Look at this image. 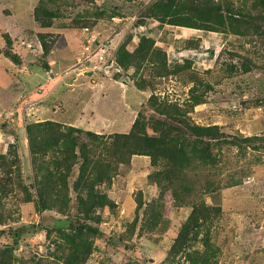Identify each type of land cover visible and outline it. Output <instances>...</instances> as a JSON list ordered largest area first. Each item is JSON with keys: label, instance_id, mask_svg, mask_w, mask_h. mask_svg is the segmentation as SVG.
<instances>
[{"label": "rangeland", "instance_id": "obj_1", "mask_svg": "<svg viewBox=\"0 0 264 264\" xmlns=\"http://www.w3.org/2000/svg\"><path fill=\"white\" fill-rule=\"evenodd\" d=\"M66 1L68 5L59 9L58 16L53 19L50 27L42 28L34 20L25 25V32L30 31L26 35V42H29L27 48L32 52L36 67L33 68L34 78L28 85L29 91L33 85V91L22 94L20 99H23V103L32 101L31 107L10 111L18 105L7 104L5 111H1L0 121H7L16 131L23 129L24 123L38 118L69 123L79 116V111H83L81 109L87 102L89 92L102 91L105 86L96 87L86 76L76 80H72L75 77H70L67 79L76 81L77 87L73 89L74 84H71L73 86L64 89L62 96H57L56 99L47 91L49 84L57 79L49 82L45 73L39 70L43 61L52 57L63 59L65 52L69 55V61H72L68 64L65 62L54 70L64 71L74 61L73 56L79 52L77 35L80 26L89 24L98 31L100 41L107 43L114 51L120 43H125L126 48L132 51L140 36L148 28H152L150 36L154 38L155 45L166 52L167 62L182 63L184 69L175 75L150 78L155 88L147 87L135 100L130 97L131 100L127 97L129 93L119 84L122 82L132 86L130 89L139 93L134 81L152 75L159 60L153 66L148 58L139 67L134 65L125 68L119 64L118 67L111 66L104 76L121 82L112 87L110 84L106 86L105 92L109 90V93L99 97V102L90 106L86 112L84 110L82 113L85 115L80 122L73 123L105 136L114 132H127L136 115L135 109L140 107L137 102L145 103L151 93L179 104L190 102L189 89L193 81H200L201 85L195 92L201 101L193 107L187 105L186 108L187 115L193 122L216 124L226 135L263 137L261 140L243 141V148L238 152L237 145H223L221 160L217 163V159L209 162L206 168L198 156L188 163L185 184L197 182V186L193 184L192 191L196 193V201L200 203L204 199L207 205L216 209L215 214L211 212L205 222L200 220L198 240L187 248V254L181 253L179 248L171 252V248L191 207L174 205L171 190H166L162 195L160 219L152 211L145 215L142 211L136 216L138 193H141L145 203H149L160 195L161 187L148 183V174L155 169L150 163V157L133 156L134 162L132 160L130 165L120 166L118 175L114 176V185L108 190L116 207L111 210L108 207L99 209L97 211L101 212L94 213L101 216L99 228L105 231L107 237L111 238L113 232L117 233L115 240L108 243L105 238L96 239L93 251L83 264H264V40L258 33L249 32L250 28L243 25L237 26L241 32H236L235 25L229 26L228 20L237 13L240 17L241 12L245 11L256 17L259 6L256 10L254 5H258V0H171L172 5L170 0ZM7 3L8 0L0 2V45L5 41L2 32L7 29L8 32L16 33L24 26L18 23V19L23 16V11L25 14L28 11V5L20 2L18 10L22 14L14 19L10 16L11 11L6 8ZM209 16L216 20L219 16L221 18L212 24L199 21ZM182 17L186 19L177 23V19ZM189 20L197 22H184ZM45 32L44 39L49 42L52 41L51 38L55 40L51 48L54 52L49 51V54L43 56L39 35ZM242 32L247 34L241 35ZM19 38H22V33L19 37L15 36L17 41ZM155 56L153 58L156 59ZM0 60L3 61L0 65L5 64L2 58ZM25 72L26 70L22 73ZM35 72H38L37 75ZM115 72L120 75L114 77ZM21 79L14 77L13 86L20 87L18 84ZM103 79L105 78L100 79V84ZM43 80L46 81L45 86L41 83ZM38 89H43L45 94L40 93L36 97ZM65 92L69 94L66 95ZM130 104L132 109H129ZM89 113L93 115V123L88 121V116H91ZM111 119H117L122 124L126 121L128 123L126 127L112 125L101 129L107 127L105 125H109ZM17 136L14 142L17 147L14 149L18 155L22 180L20 184L10 187L2 198L4 214L0 216V228L6 229L21 223H36L40 218L35 200L23 201L24 196L29 195L27 192L34 198L35 165L28 148L22 149V135L18 131ZM8 149L5 153H8ZM212 151L217 153L214 147ZM10 175L15 177L14 168ZM206 180L211 181V193L202 191ZM99 188L104 189L101 186ZM145 209L150 210L148 206ZM122 240L124 241L121 243ZM81 241L83 237L76 238L75 242ZM62 242L68 244L56 232L47 235L41 230L15 244L12 256H7L8 259L4 256L1 258L4 264H68L64 257L70 250ZM129 242L133 243V249ZM6 245L7 242L0 238V249Z\"/></svg>", "mask_w": 264, "mask_h": 264}, {"label": "trees", "instance_id": "obj_2", "mask_svg": "<svg viewBox=\"0 0 264 264\" xmlns=\"http://www.w3.org/2000/svg\"><path fill=\"white\" fill-rule=\"evenodd\" d=\"M170 3L172 5L171 0ZM64 5L67 6L68 1L37 0L33 7L34 22H39L42 28L50 27L53 19L58 16L59 9H62ZM254 8L256 10L258 8L256 17L247 11L241 12L240 17L237 13L233 15L234 17L228 18L229 26L235 25L236 32L238 30L241 32L237 26L243 25L245 28H250L249 32L258 33L264 40V0H258V5L255 4ZM220 18L221 16L216 20L209 16L199 21L212 24ZM182 19L186 17L178 18L177 23H180ZM184 22L192 24L197 21ZM84 26L95 29L89 24L80 27ZM151 32L152 28H148L146 33L140 36L132 51L126 48L125 43H120L114 53L117 64L125 68L134 65L139 67L146 58L152 66L157 59L159 60L152 75L134 81L139 90H145L147 87L155 88L150 78L175 75L184 69L182 63L167 62L166 52L155 45L154 38L150 36ZM46 33L39 35L43 56L49 53L55 40L51 38L52 41L49 42L44 39ZM242 34L247 33L242 32ZM6 39L7 46L3 48L2 54L12 63L20 64L19 56L11 51L10 39L7 36ZM98 40L100 41V35ZM154 55L156 59L153 58ZM42 63L41 71L45 72L51 67L46 60ZM119 75L117 72L113 74L114 77ZM199 85H201L200 81H193L188 97L191 100L183 104L151 93L145 103L138 104L140 107L127 132H114L105 136V134L47 118L24 123L19 133L26 134L28 151L35 165L33 181L35 195L33 198L27 192L29 195H25L23 201L34 199L40 218L36 223H21L14 228H0V238L7 242L6 247L0 249V264H4L1 257L8 259L7 256L10 254L12 256V247L21 239L41 230H44L47 235L56 232L69 244L61 243L69 247L70 252L65 253L64 257V261L68 264H83L93 251L96 239L105 238L108 243L115 240L117 233L113 232V237H107L105 231L99 228L101 216L94 213L101 212L97 211L99 209L108 207L111 210L116 207L115 201L108 195V190L113 184L114 176L118 175L120 166L130 165L133 156L136 155L150 157V163L155 166V169L148 174L150 177L148 183L161 187L160 195L149 203H145L141 193H138L136 216L142 211L143 215L152 211L160 219L162 195L164 196L166 190H171L174 205L191 207L171 248V252L179 248L181 253L187 254V248L198 240L200 220L205 222L211 212L215 214L216 209L207 205L204 199L200 198L202 200L200 203L196 201V193L192 191L194 185L197 186V182H194V185L185 184L184 178L187 175L185 169L188 163L198 156L206 168L209 162L217 159L215 162L217 163L221 160L223 145L228 147L237 145L238 152L243 148V141L250 142L263 138L226 135L216 124L203 125L193 122L187 115L186 108L187 105L193 107L201 101L195 92ZM16 137L18 138L17 134ZM212 147L217 149V153H213ZM8 153H0V216L4 214L2 198L8 189L20 184L22 180L14 145L9 146ZM13 168L15 177L10 175ZM99 186L104 189H100ZM211 186V181L206 180L202 186L203 193H211ZM146 206L150 210H146ZM73 215L75 217H72ZM0 223H2L1 218ZM82 237L83 241L75 242L76 238ZM129 245L133 249V243L129 242Z\"/></svg>", "mask_w": 264, "mask_h": 264}, {"label": "crops", "instance_id": "obj_3", "mask_svg": "<svg viewBox=\"0 0 264 264\" xmlns=\"http://www.w3.org/2000/svg\"><path fill=\"white\" fill-rule=\"evenodd\" d=\"M3 0H0V2H2ZM37 0H8L9 3H7V7L10 11H11V15L14 19H16L18 16L20 17V15L22 14V12H20L19 9V4L20 2H22L24 5L27 4L28 5V11L27 14H25V12L23 11V16L18 19V23L22 26L20 29H18L15 32H8V30H4L2 32V36L4 37V44L0 45V58H2L4 60L3 65H0V114L3 113L1 111H5V107L7 106V104L13 105L16 103V108H13L10 111H14V110H19L21 108V110L24 109H28V107L31 105L30 103H32V101L30 102H26L23 103V99L20 97L22 96V94L25 93H30V91H33V85L31 87V90L29 91L28 85L30 84L31 80L34 78L33 76V68L36 67V64H33V58H32V52L30 51V49L27 48V46H29V42H26V35L30 34V31H26L24 29H26L25 25H27V23H29L28 21H30L31 24V20L33 21V7L35 5ZM34 3V4H33ZM20 9H22L21 5H20ZM26 21V22H25ZM24 22V23H23ZM25 32V33H23ZM50 32V31H49ZM22 33V38H19L18 41L15 39L16 37H19V35H21ZM6 36L10 39L11 41V51L13 53H16L19 58H20V64H15L12 63V61H10L6 56H4L2 54L3 48H5L7 46V39ZM25 36V38H24ZM158 43V41L156 42ZM49 54V53H48ZM63 59H59V57H56L55 59L52 57V59H48L49 61H53V63L51 64L52 68L55 69H59V67L64 64L65 62H67V64L71 61H69V55H67L65 52L63 53ZM74 58V56H73ZM0 62H3L0 60ZM54 65V66H53ZM24 70H26L25 73H22ZM40 70V69H39ZM36 75L38 72H35ZM27 75V78H26ZM14 77L17 78H22L20 84H18V86L20 87H14L13 84H15V82L13 81ZM69 77H65L62 81H54L51 82L48 86V88L46 87V91L47 93H50V96H55V98L58 96H62V93L64 92V89L68 88L69 86H73L71 84H74L73 89H75L78 85V83L75 81H71L69 79H67ZM23 79L25 80V82H23ZM73 80V79H72ZM28 81V82H27ZM69 81V82H68ZM84 82L86 83L87 81L84 80ZM109 82V83H108ZM121 82L120 80H114L111 78H105L101 81V84H99L100 87H106L110 84V86L112 87L113 84L119 83ZM41 83L43 84V86L46 85V81H41ZM121 86V88L125 89V92L129 93L127 95V97H129V99H131L130 97H133L134 100L139 97L140 93H144V90H138L139 93L133 91L132 89H130L131 87L126 85V84H122V82L119 84ZM83 86H86L83 85ZM128 86V87H126ZM105 87L102 89V91L100 90H96L94 92H89L90 94H88L86 100L87 102H85V106L82 107L81 110H85V112L87 111L88 108H91L90 106H94L95 103H98L100 98L99 97H103V95H105L106 93H109L108 91L105 92ZM86 88V87H85ZM71 89V88H70ZM100 89V88H99ZM100 91L99 94H97V92ZM37 92H39L37 94ZM35 94L36 97L40 96L41 94H45V91L43 89H38ZM32 93V92H31ZM66 95H68L69 93L65 92ZM19 94V95H18ZM43 96V95H41ZM57 99V98H56ZM26 100V99H25ZM132 100V99H131ZM17 101V102H15ZM139 101V100H138ZM11 102V103H10ZM134 102V101H133ZM23 104V105H22ZM135 104V103H134ZM141 104V101L137 102V105ZM87 105L89 107H87ZM31 107V106H30ZM29 107V108H30ZM136 108V106H134ZM132 109V106L130 104V108ZM128 109V110H129ZM136 110V114L138 109ZM83 111H79V116H76L75 119H72V121H69V123L63 121L62 123L64 124H70L73 126H77V127H81L79 126L80 124L77 123H73L74 121L80 122L81 118L83 115L82 112ZM89 111L91 112V110L89 109ZM129 112L131 113V111L129 110ZM7 113V112H6ZM89 115H91L90 117L88 116V121H90L91 123L94 122L93 120V115L92 113H89ZM136 116V115H135ZM135 118V117H134ZM133 118V120H134ZM38 120H43V118H38V119H34L33 121H38ZM133 120L131 121V123L129 124L131 126ZM110 124L109 125H105L107 127H102L103 128H108V127H118V126H123L126 127L127 126V121L124 123V120L122 121L124 124H122L119 120L117 119H111L109 120ZM61 122V121H59ZM128 126V128L130 127ZM82 128V127H81ZM86 129V128H83ZM88 130H92V129H88ZM18 132H21L17 129ZM17 131L15 129V127L8 125L7 121H0V153L4 154L7 149L9 148L10 145H14V142L17 140L16 134ZM94 132H97L95 130H92ZM16 145H14L15 147ZM17 147V146H16ZM21 147L22 149L24 147L28 148V142H27V137L26 134L24 133V135H22V139H21ZM138 160V159H135ZM134 162V159H133ZM148 162V161H147Z\"/></svg>", "mask_w": 264, "mask_h": 264}, {"label": "built area", "instance_id": "obj_4", "mask_svg": "<svg viewBox=\"0 0 264 264\" xmlns=\"http://www.w3.org/2000/svg\"><path fill=\"white\" fill-rule=\"evenodd\" d=\"M98 32L87 26L79 29L77 40L80 43L79 52L75 56L74 62L62 73L54 75L52 69L44 73L47 80L54 78L62 79L66 75L77 77H88L94 85H99V78L106 74V71L112 66H117L114 59V50L98 40ZM101 44H100V43ZM53 61H49L52 64Z\"/></svg>", "mask_w": 264, "mask_h": 264}, {"label": "clouds", "instance_id": "obj_5", "mask_svg": "<svg viewBox=\"0 0 264 264\" xmlns=\"http://www.w3.org/2000/svg\"><path fill=\"white\" fill-rule=\"evenodd\" d=\"M77 41H78V40H77ZM78 42H79V41H78ZM79 44H80V43H79ZM104 44L108 45L107 43H104ZM39 46H41V43H40V42H39ZM79 48H80V47H79ZM50 51H53V50H50ZM53 52H54V51H53ZM114 52H115V51H114ZM75 56H76V55H75ZM75 56H74V60H75ZM47 62H48V60H47ZM73 62H74V61H73ZM73 62H72V63H73ZM48 63H49V62H48ZM72 63H71V64H72ZM71 64H70V65H71ZM49 65L51 66V64H49ZM70 65H69V66H70ZM117 65H118V64H117ZM69 66H68V67H69ZM68 67H67V68H68ZM116 67H117V66H116ZM67 68H65V70H66ZM49 69H52V73H53L54 75H56L57 73H62V72L65 71V70H64V71H60V72H55L54 69L52 68V66H51ZM43 72H44V71H43ZM65 77H69V78H70V77H74V76H73V75H66ZM65 77H64V78H65ZM64 78L59 79V78L56 77V78H54V79H57V81H62ZM78 78H79V77H77V78H73V80H76V79H78ZM82 78H85V77H82ZM102 78H107V77L103 76V77L99 78V84H100V79H102ZM108 78H109V77H108ZM54 79H53V80H54ZM46 80H47V79H46ZM115 80H116V79H115ZM48 81H49V80H48ZM51 81H52V80H50L49 82H51ZM95 86L98 87L99 85H95Z\"/></svg>", "mask_w": 264, "mask_h": 264}]
</instances>
